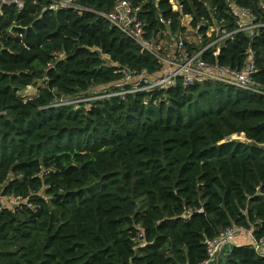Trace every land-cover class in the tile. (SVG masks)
<instances>
[{
    "label": "trees",
    "instance_id": "16d2710c",
    "mask_svg": "<svg viewBox=\"0 0 264 264\" xmlns=\"http://www.w3.org/2000/svg\"><path fill=\"white\" fill-rule=\"evenodd\" d=\"M131 1L149 32L183 31V15L199 32L201 17L232 24L231 1L259 14L258 0ZM49 2L0 6V194L26 200L0 208V264H199L226 227L264 239V96L206 80L56 105L118 87L120 66H158L99 15ZM248 49L264 84V27L203 57L239 67ZM224 264L264 255L232 245Z\"/></svg>",
    "mask_w": 264,
    "mask_h": 264
},
{
    "label": "built area",
    "instance_id": "2783aa9c",
    "mask_svg": "<svg viewBox=\"0 0 264 264\" xmlns=\"http://www.w3.org/2000/svg\"><path fill=\"white\" fill-rule=\"evenodd\" d=\"M32 1L36 2V0ZM2 4L16 5L20 8L23 5V0H0V6ZM257 6L259 14L250 7L240 6L231 1L226 13L232 20V24H229L224 17L216 15H210L209 18L201 17L199 19V25L203 26L201 32L189 24V15H183L180 18V25L184 30L171 33L169 20L163 24L164 27L149 32L139 17L140 7L135 6L131 0H114L108 11L79 4L77 0H50L47 9L53 12L60 9H71L78 14L93 12L99 15L108 23L109 27L120 31L131 39L141 51L150 54L158 66L157 70L151 74L145 70L138 71L127 66H120L117 70L121 74L118 87L104 93H88L70 100L60 99L56 105L89 102L95 98L114 96L124 99L126 94L150 91L156 88L166 89L173 87L178 82L190 85L206 80L217 81L264 96V84L254 80V75L258 72L254 50H247L239 67L220 64L217 61L209 63L203 57L205 53L209 52L216 58L227 40L232 39L237 33H243L249 38L258 36L261 28L264 27V18L261 14L264 12V0H258ZM172 8L178 9L174 8L173 4ZM3 197L7 196L0 194V208L4 206L16 207L21 202L26 203L25 198L16 195L8 196L7 202L4 204L2 203ZM242 229L229 226L218 236L207 239L205 241L206 256L199 264H217L221 254L228 255L230 253L228 246L236 232ZM246 231L252 235L250 230ZM253 246L257 252L264 255V239L254 240Z\"/></svg>",
    "mask_w": 264,
    "mask_h": 264
},
{
    "label": "rangeland",
    "instance_id": "374dc122",
    "mask_svg": "<svg viewBox=\"0 0 264 264\" xmlns=\"http://www.w3.org/2000/svg\"><path fill=\"white\" fill-rule=\"evenodd\" d=\"M170 2H172V4L174 5V8H176V7L178 8L175 0H171ZM20 94L24 100L28 99V98H32L33 96H35L37 94V87L28 86L25 89L21 90ZM228 139H234V140L237 139V140L243 141V140H245V137L243 134H232L230 137H228ZM2 200H3L2 203L6 204L7 197H3ZM239 241L245 242L244 244H249V242H250V240H248V239L245 241H241L239 238L235 239V242H239ZM233 245H237V244L234 243ZM230 247L228 246V248H230ZM220 264H224V263H220Z\"/></svg>",
    "mask_w": 264,
    "mask_h": 264
},
{
    "label": "crops",
    "instance_id": "0c3cea01",
    "mask_svg": "<svg viewBox=\"0 0 264 264\" xmlns=\"http://www.w3.org/2000/svg\"><path fill=\"white\" fill-rule=\"evenodd\" d=\"M236 238H239L241 241H245V240H250L249 244L250 245H253V242H254V239L252 237V235L247 232L246 230H238L233 238V240L230 242V246H232L234 243H236L237 245H243L245 242H235V239ZM225 254H221V256L218 257V260H217V264H220V263H224V259H225Z\"/></svg>",
    "mask_w": 264,
    "mask_h": 264
},
{
    "label": "water",
    "instance_id": "95a60500",
    "mask_svg": "<svg viewBox=\"0 0 264 264\" xmlns=\"http://www.w3.org/2000/svg\"><path fill=\"white\" fill-rule=\"evenodd\" d=\"M243 134V133H242ZM244 135V134H243Z\"/></svg>",
    "mask_w": 264,
    "mask_h": 264
}]
</instances>
